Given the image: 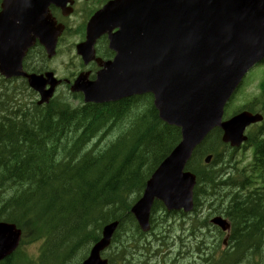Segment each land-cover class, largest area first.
Masks as SVG:
<instances>
[{"label": "trees", "instance_id": "1", "mask_svg": "<svg viewBox=\"0 0 264 264\" xmlns=\"http://www.w3.org/2000/svg\"><path fill=\"white\" fill-rule=\"evenodd\" d=\"M14 81L0 77V220L16 222L25 239L0 264H80L83 250L112 220L121 224L115 237L120 251L111 263L134 254L143 235L130 209L179 142L180 128L160 119L151 94L106 104L54 98L29 108L5 90ZM259 110L264 113L262 100ZM218 141L220 133H210L188 165L198 177L196 208L212 202L211 209L231 222L232 249L217 258L264 264V122L249 136V171L228 170L232 160L223 152L232 150ZM208 152L213 159L207 165ZM40 239L38 256L23 246Z\"/></svg>", "mask_w": 264, "mask_h": 264}, {"label": "water", "instance_id": "2", "mask_svg": "<svg viewBox=\"0 0 264 264\" xmlns=\"http://www.w3.org/2000/svg\"><path fill=\"white\" fill-rule=\"evenodd\" d=\"M47 2L5 0L0 12V72L8 78L26 76L41 93L40 103L49 101L58 81L52 72L48 78L24 73L22 60L37 37L49 57L56 53L59 33L46 26L40 10ZM101 19V28L110 27V47L116 56L95 80L82 73L72 90L83 91L86 102L150 92L160 117L182 132L181 141L152 173L142 198L132 208L140 227L147 231L155 199L163 201L169 211L194 208L197 176L186 167L214 128L222 129L223 142L238 147L247 139L246 127L263 119L248 110L225 120L224 115L244 76L264 59V0H120ZM115 27L118 31L111 33ZM102 34L88 33L77 46L86 63L95 59L94 45ZM47 83L52 85L48 90ZM212 157L209 154L206 162ZM212 222L224 230L230 228L222 216ZM117 225L104 227L102 240L84 264H107L100 251L109 244ZM21 236L14 223L0 222V260L17 248Z\"/></svg>", "mask_w": 264, "mask_h": 264}, {"label": "rangeland", "instance_id": "3", "mask_svg": "<svg viewBox=\"0 0 264 264\" xmlns=\"http://www.w3.org/2000/svg\"><path fill=\"white\" fill-rule=\"evenodd\" d=\"M81 36L67 34L62 39L57 55L47 62L49 66L56 69L58 74L63 75L65 72H71L72 70L68 65L73 70H78L81 67L80 59L77 57L74 47L75 42ZM62 91H65V89H60L58 94ZM263 92L264 64H261L249 71L244 77L227 111L231 112L235 108L237 112L244 106L259 109L261 100L264 102ZM108 138L104 140L103 144L107 142ZM223 157H226L227 160H232L231 167L228 168L232 172L244 171V169L249 171L251 169L252 151L250 149L241 148L234 153L224 150ZM213 211V208L212 210L204 211L201 216L202 220H198L196 223L195 218L197 215L194 213L179 212L169 214L158 206L154 211L153 231L151 234L141 237V243L138 245L136 253L140 252L142 255L137 256L136 254L134 264H145L148 262L147 259L152 255L151 249L155 247L165 250V254L151 260L149 264H214L218 262L220 258H217V256L221 253L224 254L230 247L228 243H224V234L214 226H212V233L209 232L208 237L206 236V226L203 224L205 221L203 217L209 216L210 213L215 214ZM201 228L204 232H202ZM159 238L160 240H157ZM28 248L37 252L36 244H31ZM167 253L168 256H171L170 258H167ZM202 255L204 256L202 257Z\"/></svg>", "mask_w": 264, "mask_h": 264}, {"label": "flooded vegetation", "instance_id": "4", "mask_svg": "<svg viewBox=\"0 0 264 264\" xmlns=\"http://www.w3.org/2000/svg\"><path fill=\"white\" fill-rule=\"evenodd\" d=\"M3 0H0V10ZM112 0H60L58 4L51 2L48 9L54 17L57 25H62V34L86 35L88 24L92 17L101 12ZM98 42V41H97ZM99 44V42H98ZM115 53L102 56L103 60H111ZM91 72L90 76L96 75L99 65L92 62L85 66Z\"/></svg>", "mask_w": 264, "mask_h": 264}]
</instances>
